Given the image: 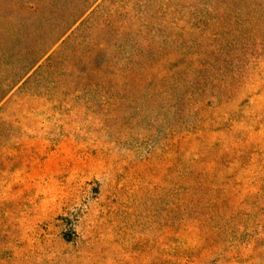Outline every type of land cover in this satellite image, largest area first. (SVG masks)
Instances as JSON below:
<instances>
[{"label": "rangeland", "instance_id": "1", "mask_svg": "<svg viewBox=\"0 0 264 264\" xmlns=\"http://www.w3.org/2000/svg\"><path fill=\"white\" fill-rule=\"evenodd\" d=\"M19 1L0 0V88L35 40L11 45L3 17ZM125 3H103L106 26L92 19L85 43L68 38L0 103V264H264V211L245 210L231 228L189 212L200 193L189 185L187 145L206 143L187 130L215 120L217 103L176 113L148 94L156 81L120 80ZM260 91L231 107L236 121L258 119ZM213 128L207 144L236 139ZM253 136L264 144V128ZM203 179L215 190L223 176Z\"/></svg>", "mask_w": 264, "mask_h": 264}, {"label": "trees", "instance_id": "2", "mask_svg": "<svg viewBox=\"0 0 264 264\" xmlns=\"http://www.w3.org/2000/svg\"><path fill=\"white\" fill-rule=\"evenodd\" d=\"M107 1L8 4V9H15L3 17L10 26L12 47L18 48L29 37L35 40L27 51L26 66L10 72L1 86L0 103L36 67L50 61L68 38L73 37L75 45L85 43L83 33L92 19L106 26L103 16L109 11L105 12L103 3ZM183 1L185 4L182 0H128L123 4L120 80L156 81L148 94L170 100L176 113L205 112L208 99L216 100L217 118L207 125L196 118L187 130L206 143L187 145L189 185L200 193L194 194L189 212L200 209L198 219L231 228L244 223L245 210L249 217L250 211H264V144L253 136L264 128V104L258 119L251 121H236L239 111L230 110L253 87L261 90L258 95L264 102V0H229L230 4L223 0ZM171 44L175 51H169ZM152 71H156L154 77ZM216 124L229 128L236 139L230 144H207ZM232 165L238 169L235 175L225 171ZM243 170H255V174L242 175ZM219 175L223 180L215 190L205 186L203 178Z\"/></svg>", "mask_w": 264, "mask_h": 264}]
</instances>
